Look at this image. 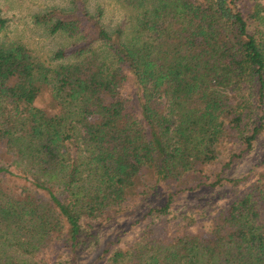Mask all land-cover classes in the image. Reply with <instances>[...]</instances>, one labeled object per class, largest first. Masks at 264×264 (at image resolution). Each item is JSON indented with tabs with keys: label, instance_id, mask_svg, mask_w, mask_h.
<instances>
[{
	"label": "trees",
	"instance_id": "16d2710c",
	"mask_svg": "<svg viewBox=\"0 0 264 264\" xmlns=\"http://www.w3.org/2000/svg\"><path fill=\"white\" fill-rule=\"evenodd\" d=\"M120 2L134 22L111 30L86 0L37 15L79 40L58 64L0 45V264H40L59 243L55 264H81L120 217L136 240L118 235L96 264H264V159L223 175L264 139V4ZM225 185L246 192L176 211Z\"/></svg>",
	"mask_w": 264,
	"mask_h": 264
},
{
	"label": "rangeland",
	"instance_id": "374dc122",
	"mask_svg": "<svg viewBox=\"0 0 264 264\" xmlns=\"http://www.w3.org/2000/svg\"><path fill=\"white\" fill-rule=\"evenodd\" d=\"M86 1L91 12L103 11L102 22L110 30L118 24L132 25L134 22L135 12L124 6L120 0ZM257 3L264 4V0H242V5L245 7L246 12L250 13L254 10ZM70 6L71 0H0L2 16L7 20L6 25L0 28V45L8 47L13 43L22 42L47 64L55 65L63 62L55 58L56 52L60 49L72 47L79 40L69 37L64 32L51 33L48 27L37 23L35 17L54 8L65 10L70 8ZM228 145L230 146V144ZM222 157L225 158L224 155ZM263 159L264 139L254 152L246 155L238 163L236 162L234 168L224 171L223 175L225 177L240 176ZM221 165L222 161L214 167H210L209 174L220 170ZM235 189L230 185L216 188L200 187L177 197L175 209L176 211H181L189 206L199 208L211 201L227 205L246 192L244 186L241 190ZM163 191L166 190L163 189ZM163 202L164 199L161 198L155 201V203ZM131 221H133L131 217H126L125 219L120 217L101 226L97 224L95 228L97 238L94 239L92 245L79 253L81 264H96L98 257L102 255L103 250L109 243H112L113 247L117 246L114 241H116L118 235L122 237L123 243L129 244L136 240L141 224L131 227L129 224ZM60 245V243L48 245L45 251L36 257L41 261L40 264H55L58 262L64 253V250H60Z\"/></svg>",
	"mask_w": 264,
	"mask_h": 264
}]
</instances>
